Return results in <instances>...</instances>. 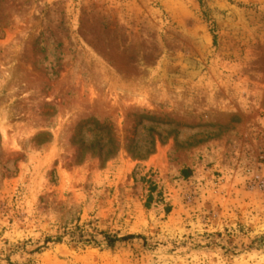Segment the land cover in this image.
Here are the masks:
<instances>
[{
    "label": "rangeland",
    "instance_id": "obj_1",
    "mask_svg": "<svg viewBox=\"0 0 264 264\" xmlns=\"http://www.w3.org/2000/svg\"><path fill=\"white\" fill-rule=\"evenodd\" d=\"M0 264H264V0H0Z\"/></svg>",
    "mask_w": 264,
    "mask_h": 264
},
{
    "label": "trees",
    "instance_id": "obj_2",
    "mask_svg": "<svg viewBox=\"0 0 264 264\" xmlns=\"http://www.w3.org/2000/svg\"><path fill=\"white\" fill-rule=\"evenodd\" d=\"M64 234H68L70 238H72V237L74 236L73 233L65 232ZM80 234H82V232L79 233V235H78V240H79L80 242L87 243L88 241H87L86 239L83 240L84 236H83V235H80ZM61 239H62V237H57L56 240H55V242H60ZM106 239H107V242H108L109 246H112V245L114 244V242H116L115 239H110L109 237H106ZM70 240H71V241H74L73 238L70 239ZM47 241H48V240H47Z\"/></svg>",
    "mask_w": 264,
    "mask_h": 264
}]
</instances>
